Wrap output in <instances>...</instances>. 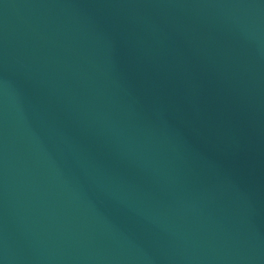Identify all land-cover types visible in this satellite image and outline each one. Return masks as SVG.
Here are the masks:
<instances>
[{"label":"water","instance_id":"1","mask_svg":"<svg viewBox=\"0 0 264 264\" xmlns=\"http://www.w3.org/2000/svg\"><path fill=\"white\" fill-rule=\"evenodd\" d=\"M0 264H264V0H0Z\"/></svg>","mask_w":264,"mask_h":264}]
</instances>
